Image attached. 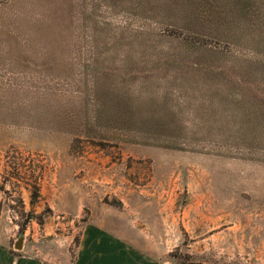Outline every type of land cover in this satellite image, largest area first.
I'll return each instance as SVG.
<instances>
[{"label": "rangeland", "instance_id": "rangeland-1", "mask_svg": "<svg viewBox=\"0 0 264 264\" xmlns=\"http://www.w3.org/2000/svg\"><path fill=\"white\" fill-rule=\"evenodd\" d=\"M0 246L264 264V0H0Z\"/></svg>", "mask_w": 264, "mask_h": 264}, {"label": "crops", "instance_id": "crops-1", "mask_svg": "<svg viewBox=\"0 0 264 264\" xmlns=\"http://www.w3.org/2000/svg\"><path fill=\"white\" fill-rule=\"evenodd\" d=\"M107 243H110L109 240H107ZM117 253L116 258L113 257L114 262H110V258L106 254H102L104 258V262L102 264H121L120 262V255ZM0 264H39L36 260H33V258H22L19 255L13 254V252L10 251L9 247L7 246H0ZM80 264H99L92 262H85Z\"/></svg>", "mask_w": 264, "mask_h": 264}, {"label": "water", "instance_id": "water-1", "mask_svg": "<svg viewBox=\"0 0 264 264\" xmlns=\"http://www.w3.org/2000/svg\"><path fill=\"white\" fill-rule=\"evenodd\" d=\"M22 242H23V238H20L19 241L17 243H15V248L20 249Z\"/></svg>", "mask_w": 264, "mask_h": 264}, {"label": "trees", "instance_id": "trees-1", "mask_svg": "<svg viewBox=\"0 0 264 264\" xmlns=\"http://www.w3.org/2000/svg\"><path fill=\"white\" fill-rule=\"evenodd\" d=\"M37 197H38V195L34 193V194L32 195V202H33L34 200H36Z\"/></svg>", "mask_w": 264, "mask_h": 264}]
</instances>
